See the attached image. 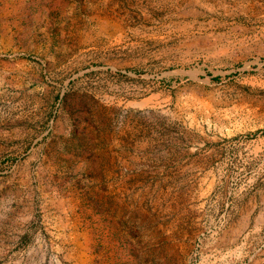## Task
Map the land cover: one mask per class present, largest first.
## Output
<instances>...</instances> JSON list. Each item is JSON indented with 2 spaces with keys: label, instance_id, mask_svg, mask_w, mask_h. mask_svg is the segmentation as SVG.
<instances>
[{
  "label": "rangeland",
  "instance_id": "obj_1",
  "mask_svg": "<svg viewBox=\"0 0 264 264\" xmlns=\"http://www.w3.org/2000/svg\"><path fill=\"white\" fill-rule=\"evenodd\" d=\"M0 264H264V0H0Z\"/></svg>",
  "mask_w": 264,
  "mask_h": 264
}]
</instances>
